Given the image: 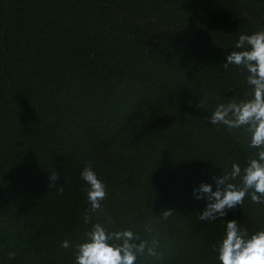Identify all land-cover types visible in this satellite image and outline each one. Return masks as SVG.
Wrapping results in <instances>:
<instances>
[{"label": "trees", "instance_id": "1", "mask_svg": "<svg viewBox=\"0 0 264 264\" xmlns=\"http://www.w3.org/2000/svg\"><path fill=\"white\" fill-rule=\"evenodd\" d=\"M260 29L264 0H0V264H74L108 216L142 235L152 223L161 260L140 264H218L224 222L264 230V204L212 223L192 195L256 151L207 117L250 98L247 73L223 64ZM86 163L108 189L87 224Z\"/></svg>", "mask_w": 264, "mask_h": 264}, {"label": "clouds", "instance_id": "2", "mask_svg": "<svg viewBox=\"0 0 264 264\" xmlns=\"http://www.w3.org/2000/svg\"><path fill=\"white\" fill-rule=\"evenodd\" d=\"M230 66L240 67L247 73L245 80L251 96L217 104L211 113L206 111L208 123L223 125L230 133L237 130L246 138L247 148L256 151L246 159L243 168L234 162L230 172L213 174L212 183H201L193 189L194 200L204 201L198 218L212 223L218 219L224 221L228 211L241 206L246 198L254 204H264V29L239 35L234 50L223 64L225 69ZM202 102L203 99L198 108H203ZM59 178V174L52 171L49 187H54ZM80 179L87 185L89 207L84 210L87 224L92 214L104 211L108 189L91 163H86ZM172 214L171 209L163 210L158 219L167 220ZM112 223L108 216L107 224H92L83 241L75 246L74 264H140L141 258L161 260L160 240L151 222L144 226L143 235L133 228L110 229L107 225ZM224 223V235L214 249L218 264H264V230L249 234L236 220ZM61 247L68 249L69 241H62ZM15 257V251L8 252L9 259Z\"/></svg>", "mask_w": 264, "mask_h": 264}, {"label": "rangeland", "instance_id": "3", "mask_svg": "<svg viewBox=\"0 0 264 264\" xmlns=\"http://www.w3.org/2000/svg\"><path fill=\"white\" fill-rule=\"evenodd\" d=\"M162 27H163V26H162ZM177 31H179V30H177ZM167 33H168V32H167ZM167 33H166V34H167Z\"/></svg>", "mask_w": 264, "mask_h": 264}]
</instances>
